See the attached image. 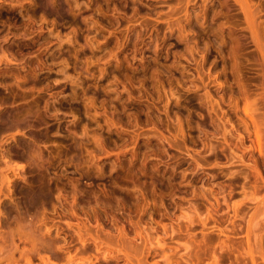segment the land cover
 I'll return each instance as SVG.
<instances>
[{"label": "rangeland", "instance_id": "374dc122", "mask_svg": "<svg viewBox=\"0 0 264 264\" xmlns=\"http://www.w3.org/2000/svg\"><path fill=\"white\" fill-rule=\"evenodd\" d=\"M0 264H264V0H0Z\"/></svg>", "mask_w": 264, "mask_h": 264}]
</instances>
